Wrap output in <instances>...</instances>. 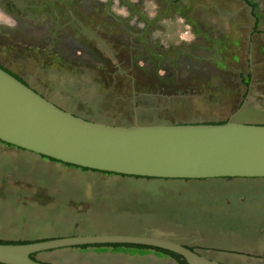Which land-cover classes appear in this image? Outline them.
Here are the masks:
<instances>
[{"label":"rangeland","instance_id":"1","mask_svg":"<svg viewBox=\"0 0 264 264\" xmlns=\"http://www.w3.org/2000/svg\"><path fill=\"white\" fill-rule=\"evenodd\" d=\"M188 2L0 0L11 19L5 32L16 29L12 38L20 42L18 51L6 49L8 63L3 61L31 75L32 85L49 101L90 120L264 124V22L252 32L245 20L239 35L232 31L208 40L226 30L225 18L211 10L210 0H195L207 22L193 25L199 17L190 14ZM253 2L264 18V0ZM236 3L230 4L239 18L248 16ZM17 18L24 22L20 30ZM139 32L143 41H133ZM194 32L208 34L194 38ZM108 33L113 36L107 38ZM172 51L177 54L173 73L169 61L150 59ZM146 71L175 79L164 92H148L146 100L135 101L131 78ZM78 235L149 236L192 247L224 264H264V179L103 174L0 141V243ZM35 257L51 264H175L153 250L104 247H65Z\"/></svg>","mask_w":264,"mask_h":264},{"label":"water","instance_id":"2","mask_svg":"<svg viewBox=\"0 0 264 264\" xmlns=\"http://www.w3.org/2000/svg\"><path fill=\"white\" fill-rule=\"evenodd\" d=\"M0 141L97 171L162 179L264 178V124H113L60 108L0 68ZM135 244L186 264H224L181 243L149 236L78 235L0 243V264H48L32 254L81 245Z\"/></svg>","mask_w":264,"mask_h":264},{"label":"flooded vegetation","instance_id":"3","mask_svg":"<svg viewBox=\"0 0 264 264\" xmlns=\"http://www.w3.org/2000/svg\"><path fill=\"white\" fill-rule=\"evenodd\" d=\"M18 19V25L16 26V28L18 30H20L23 26H22V23L24 22H21L20 18H17ZM113 25H115L114 23H112ZM1 26H3L1 29H3V31H0V44H1V47H4V49H2L0 47V68H2L3 70H5L6 72H8L9 74H11L12 76H14L15 78H17L19 81H21L22 83H24L25 85L29 86L30 88H32L33 90H35L36 92H38L39 94H41L43 97L47 98L42 92H40L35 85H32L31 83V79L33 78L31 75L28 76V75H22L21 73H18V72H15L13 69H11L8 65H7V61L9 59V56H8V50H10V48H14V50L18 51L19 47L18 46L20 44L19 40H13L12 38V35L16 32V29H12L11 31L9 32H5L6 29L4 28H9L7 25L5 24H0ZM22 26V27H21ZM107 38H109L110 36H113V34H107L106 35ZM133 41L135 40H140V41H143L142 40V33L139 32V34H135V37L131 38ZM117 40V38H116ZM142 44V42H141ZM114 46H115V53H117V50H116V46H117V43L115 41L114 43ZM147 50H148V47H146ZM7 49V51H6ZM21 50V49H20ZM25 50V49H24ZM168 50H172V49H168ZM146 52V50H145ZM44 53H42L41 55H43ZM141 55V57L143 56L142 54H139ZM177 54H175L173 51L171 53H167L165 55H163L164 57L162 58H159L157 57V55H151L150 56V59L153 61V63L157 64L159 63V61L161 60L162 63H164V60H167L169 61V63H171L170 67H171V71L173 73L174 71V68L176 67V64H177ZM134 57H138V56H134ZM41 58V57H40ZM3 59L7 62H4ZM133 59V58H132ZM19 61V60H18ZM21 63V61H20ZM68 63V62H67ZM131 64V63H130ZM99 71H96L97 72H100L102 71V69H98ZM89 69H86V74H89ZM70 73H65V72H61V76H64V75H69ZM172 78V80H171ZM171 78H167V79H159L158 78V75H156V73L151 77V74H149L147 71L146 72H143L142 73V76H132L131 78V81H132V92H133V96L135 101L140 98L143 100H146V97H147V93L151 92H164L165 91V88L164 86H167V85H170L169 82H174V74H173V77ZM166 84V85H165ZM151 96L154 95V94H150ZM3 143V142H2ZM10 146V145H9ZM232 179V178H230ZM247 179H257V178H247ZM194 250V249H193ZM136 251H143V250H136ZM196 252V251H195ZM164 255V254H162ZM167 256V255H165Z\"/></svg>","mask_w":264,"mask_h":264},{"label":"crops","instance_id":"4","mask_svg":"<svg viewBox=\"0 0 264 264\" xmlns=\"http://www.w3.org/2000/svg\"><path fill=\"white\" fill-rule=\"evenodd\" d=\"M189 2V12L191 10V13L190 14H194V16H198L199 17V20L198 19H193L191 20V23H193V25H195L196 23L198 24H201V23H206L207 22V19H205V17H201L203 16V13L201 11L202 10V7L199 8V10H197V7H196V4H195V0H188ZM211 4H210V7L213 8L211 10H215L217 12V14L219 16H222L223 18H225L226 20V23H227V28L226 30L223 29L222 31H219L218 35H215V36H211L210 37H207V34L208 33H212L214 32V30H211L209 29L210 32L208 33H202V32H198V34H196L194 32V38H196V36H202V35H205V37L208 38V40L212 39V38H219L221 37L222 35H225V34H230L232 33H235L236 35H239V31L242 29V27L244 26V21H248V23L250 22L252 24L251 26V30L252 32L254 31L253 28L257 25H259L260 22H264V18L261 17V14L259 13L258 11V8L255 6L254 10L243 0H219V1H222L223 2V5H219L218 3V0H210ZM231 1V2H230ZM240 2L241 3V7H245L247 8L248 12H249V15L247 16H244L243 19L239 18V16L237 15V8L234 7V5H237L236 2ZM253 1V0H251ZM230 3H233L234 5H231ZM206 5V3H205ZM208 7V6H207ZM207 7H204L206 8V12H207ZM209 7V8H210ZM221 11H223L221 13ZM206 12H204V14H206ZM216 15L214 17H217V14L216 13H212V15ZM9 12H7L5 10V5L3 4H0V24H5L8 26V24L11 22V19L9 20L8 19V16H9ZM206 16V15H205ZM197 17V18H198ZM218 20V17L217 19L214 18L211 22L213 23V25H216L218 24V22L216 21ZM222 22V21H221ZM224 22V21H223ZM240 26V27H238ZM251 32L249 31L248 34H246V44L248 45V41L251 42ZM263 35H264V30L262 31ZM238 38H240V40L243 39V36L242 38L240 36H238ZM264 179V178H263ZM250 180H254V179H250ZM252 189H254L255 191L259 190V188L257 187V189L255 188V186L252 187Z\"/></svg>","mask_w":264,"mask_h":264},{"label":"trees","instance_id":"5","mask_svg":"<svg viewBox=\"0 0 264 264\" xmlns=\"http://www.w3.org/2000/svg\"><path fill=\"white\" fill-rule=\"evenodd\" d=\"M243 1H245L254 10L256 5H255V3L253 1H251V0H243ZM224 122H226V120L225 121H220V122H209V123H224ZM4 144H7V143H4ZM7 145H10V144H7ZM10 146H12V145H10ZM40 156L41 157H46V156H42V155H40ZM46 158L51 160V161L59 162V161L54 160V159L49 158V157H46ZM64 165H66V166H74V165H71V164H64ZM74 167L80 168L82 170L97 171V170H92V169H88V168H82V167H79V166H74ZM97 172H100V173H103V174H114V175H119V176H129V175L115 174V173H109V172H103V171H97ZM130 177L152 179V178H148V177H137V176H130ZM158 179H162V178H158ZM224 179H230V178H224ZM183 180H189V179H183ZM17 243H22V242H17ZM184 246H186V245H184ZM76 247H80L82 249L92 248V247H94V248L95 247H104L106 249H112V250L123 249L124 251H128V252H130L131 249L143 250V251H145V250H153V251L159 252L161 254H164V255L172 257L175 260V264H186V261L180 255H178V254H176L174 252H171V251H168V250H164V249H160V248L144 246V245H135V244H98V245H81V246H76ZM186 247H188V246H186ZM189 248L191 250H193L192 247H189ZM35 255H36V253L32 254L31 257L33 259L38 260L35 257ZM39 261H41V260H39ZM42 262H44V261H42ZM45 263L51 264L49 262H45Z\"/></svg>","mask_w":264,"mask_h":264}]
</instances>
